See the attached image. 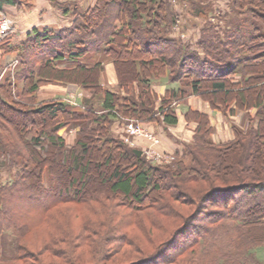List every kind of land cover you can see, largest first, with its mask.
<instances>
[{"label":"trees","instance_id":"1","mask_svg":"<svg viewBox=\"0 0 264 264\" xmlns=\"http://www.w3.org/2000/svg\"><path fill=\"white\" fill-rule=\"evenodd\" d=\"M17 1L0 0V12ZM185 1L195 18L214 17L213 0ZM226 1L222 27L202 25L196 48L167 36L175 20L165 0H94L86 10L74 2L68 28L33 31L13 46L11 32L3 35L0 49L15 52L17 63L0 81V170L13 171L0 183V241L14 231L10 255L0 242V264H60L50 245L40 253L57 260L41 261L20 238L36 227L34 214L43 223L53 219L59 241L67 236L83 250L79 264H264L252 256L253 246H264V0ZM109 2L113 11L100 22ZM105 61L124 95L101 85ZM47 82L76 84L90 96L80 105L39 100L36 91ZM161 83L165 91L157 95L153 87ZM190 96L226 118L244 113L231 139L213 143L210 117L190 108L183 115L196 123L193 142L169 164L136 155L113 134L114 123L127 119L175 125L176 105ZM70 127L78 129L67 145L57 132ZM96 181L107 190L93 188ZM88 202L118 215L123 208L125 230L105 237V223L94 231L85 215L74 229L70 221L80 210L67 205ZM143 216L158 230L154 237ZM254 228L263 238L254 237ZM100 233V240L92 237ZM65 258L78 264L68 251Z\"/></svg>","mask_w":264,"mask_h":264},{"label":"rangeland","instance_id":"2","mask_svg":"<svg viewBox=\"0 0 264 264\" xmlns=\"http://www.w3.org/2000/svg\"><path fill=\"white\" fill-rule=\"evenodd\" d=\"M79 1H81V0H77L76 2L79 4ZM86 1H88V0H84V2H82L83 6L85 5ZM165 1L168 2L169 6H170V9H171V12H172V14L174 16V20H175L174 23L172 24L170 32H169V34L167 36L171 37L172 39H176V40L180 41L182 44L190 45L192 48L193 47H195V48L197 47V41L199 39L200 29H201L200 27L202 25H206V24L209 23V24H212V25L216 24L217 28L218 27L221 28L222 25H223V20H222V17L219 16V14L223 15V13L225 11H227V6H226L227 5V1L226 0H213L211 2L210 6L213 9L214 17H212V18H210L208 20L207 19H205V20L201 19L200 20V19L195 18L193 15H191L189 13L190 12V7H189V4H188L187 1H185V0H165ZM113 7H114V5L112 4V2H109V4H107L105 12L101 16L100 22L105 21V19L107 18V16L109 14L111 15V12L113 11L112 10ZM82 60L84 61V58H82ZM5 75L6 74L5 73L3 74V70L1 68L0 81L2 79H4ZM80 91L85 92V96L86 97L90 96L88 92H86L84 90H80ZM49 99H55V98H46V99H43V100H49ZM74 105H77V104H74ZM79 105H80V103H79ZM198 105H200V108L205 109L204 105L196 103V107H198ZM242 119H243V117H242L241 113H238L236 116L233 115V119H232L233 123L231 121H226V120L225 121L223 120V122H224L225 125L228 124L229 122H231L233 125H239V124H241ZM130 121L134 122L135 120L127 119L125 121H121V124L123 126V128H121V129H123L121 131V133H117V132L115 133L114 132V127H116V125H118V124H116L118 122L114 123V125L112 126L113 134L118 136L122 140L123 136L125 135V126ZM136 122H137L138 125L143 123V122H140V121H135V123ZM120 126L121 125H119V127ZM191 126H193V125H191ZM212 128H213V130H212V133L210 135L211 141L213 143H215V144H218L220 142H224L222 140H224L225 138L222 139L220 137V135L218 136L219 132L215 131V127L214 126H212ZM77 129L78 128H71V127L70 128H62V129L58 130L57 134L64 138L65 143L67 145H72L73 140L75 138V133H76ZM185 129L189 130V131H186V132L190 133V135H186V136L191 137V139H189L188 141H185V142L184 141H182L181 143L179 142L178 143L179 147H177V151H175L173 153H165V152L160 151L162 153L167 154L170 157L167 161H162V162L158 161L157 162L152 157L151 158L147 157V154H145V152H144L146 149H148V150H149V148H153L155 150H157V149H156V146L153 145L152 142L149 139L145 138V137H143L144 138L143 141H145L146 147L143 148V149H142V147H140V149H139L137 147V145H136L137 144V140L136 139H138V136H137L136 139H133L134 146H130V145L126 144V143L125 144L128 145L129 147L133 148V149L140 150L141 151V155H143L146 158V160H148V161H150V162H152V163H154L156 165H166V164H169V163L173 162L174 160H177L178 158H182L181 157L183 155L182 152H184L186 145H189V144H191L193 142L192 138H193V135H194L195 127L194 128H192V127L187 128V125H186ZM230 131H231V129H230ZM191 132H192V134H191ZM225 132H226L225 126L222 125V131H220L221 136L224 137L225 136ZM140 137H142V136H140ZM179 141H181V140H179ZM94 158L95 157H93V159ZM65 164H68V163L65 162ZM58 166L62 167L63 169L65 167V166H63L61 164H59ZM102 170L109 172L110 168L103 167ZM12 173H13V171H10V170H5V169L4 170H0V183L2 181H5L8 177L11 178ZM90 174H92V176H93L94 172L90 170ZM78 175H77V173L74 172L71 177H78ZM103 178H106V177H103ZM97 184H98L97 181L94 182V187L93 188H96V190H98V191L107 190V186L106 185L101 187L99 184L98 185ZM104 201H105V205H106L107 204L106 200H104ZM23 206L24 207L20 211L21 214L26 213L25 211L28 209V205L27 204L26 205L23 204ZM67 206L70 209L77 210L74 213H77L80 210V213L78 214V218L71 219V221H70L71 222V226L74 229L75 228H80L82 226V223H84L83 222L84 219H83L82 215H85L86 217H88L87 220H88V222L91 223V227L93 228V230H94V228L98 229V227H96V225L99 224V222L103 221L105 223V227L109 231L107 234L104 235L105 237L109 236L110 234H113V235L117 234L118 235V234L121 233V231L125 230L124 228H120L121 224H126L125 220L123 219V217L120 216L122 213L123 214L125 213L124 210H122L123 208H121V210H119L120 215H118L113 209L111 211H108V209L102 208V205H98V204L92 203V202H90V203L88 202L83 207L81 205H79V206L76 205L77 207H75V206H73V204H69ZM179 206H180V204L178 205V207ZM193 207L194 206H192V205H187V206L184 205L183 209L184 210L185 209H187V210L188 209L189 210L192 209V211L190 210V213H191V212H193L195 210ZM203 207H204V210H213V208H211L209 205H205ZM83 208H86V209L82 210ZM94 208H96L95 209L96 210V214H94V211H95ZM28 213H30L29 216L34 214V212H28ZM34 215L35 216L31 219V221H35V223H33V225H36V227L34 229L30 230L29 232L24 233V235H21V233H20V238H22L23 241H26V242L31 244L30 246L32 247L33 251L35 253H37V255L40 258V260L41 259L44 260L45 256H48L49 260H57L58 257H56V255H58V256H60V258H58L60 264H66L65 260H67V258H65V252L68 251V252H70V255L72 256V258L74 259V262H77L79 264L80 261H78L76 259V256L78 254H80L83 250L74 249L73 248L74 247V241L70 242V240L67 239L68 238L67 236L61 237L62 239L63 238L65 239V240H63V242L59 241V239H60L59 233L57 234V232L53 230V227L51 225L54 222L53 219H50V220H48V222L43 223L38 215H36V214H34ZM141 215H142V213H141ZM50 218H51V216H50ZM158 218L163 219L162 221L165 222L164 218H161L160 216H158ZM199 220H200V216H198L196 218V220L194 221V224L200 226L201 224L199 223ZM23 221L24 220H22L20 222V224L23 223ZM109 221L111 223L113 222V226H115L116 229L119 228L117 230L118 232L120 231L119 233H116L113 230L114 229L113 227H111V228L109 227V225H108V223H110ZM139 221L141 223L142 222L145 223L147 227H148V225L149 226L153 225V223H152V225H150L149 217H146V216L141 217L139 219ZM146 222H148V223H146ZM122 226L124 227V225H122ZM152 227H153L152 235L154 237V235L156 234V232H158V230H156L154 225ZM254 230L256 231L255 232L256 234L254 236L255 238H258V237L259 238H263L261 235L257 234V233H259V228H254ZM13 232L14 231L11 230V229L6 230L4 232V234L2 235V237H1V241L0 242L2 243V246H3V252L5 254H7V255H10L12 253L11 243L14 240ZM101 234L102 233H100L97 236L94 234V235H92V237L94 239H97V240L99 239L100 240L102 238ZM140 236L138 235V238L135 237L136 241L140 240V242L146 244V242H145L146 241V237H140ZM46 245H50L51 251L56 253V255L50 256L49 253H48L49 251H47V253L45 251V253H43L41 255L40 252L43 251V249L46 248ZM128 249H130V248H128ZM89 250H91L90 247H89ZM62 251H63V253H62ZM85 252L87 253L88 249H85ZM252 252H253L252 256H253L254 260H256V261L257 260L258 261H264V246H257V247L253 246ZM40 256H42V257H40ZM68 262H70V261H68ZM30 263H34V262L31 261ZM83 263H85V262H83ZM67 264H69V263H67ZM251 264H253V263L251 262Z\"/></svg>","mask_w":264,"mask_h":264},{"label":"crops","instance_id":"3","mask_svg":"<svg viewBox=\"0 0 264 264\" xmlns=\"http://www.w3.org/2000/svg\"><path fill=\"white\" fill-rule=\"evenodd\" d=\"M77 0H18L12 4H5L2 6L0 15L6 16L12 22L13 28L9 40L10 45H19L27 40V36L32 34L33 31L43 33L44 31H58L62 28H68L74 18V14L71 11V6ZM84 0L79 1V9L86 10L88 6L92 5L94 0L86 1L85 5H82ZM62 7H66L65 11ZM69 7V9H68ZM83 61V60H82ZM17 63V54L12 51H6L0 49V67L3 70V74L7 73L10 67H14ZM59 67L65 66V63L58 64ZM100 83L103 87L119 92L124 95L123 89L117 86V77L114 66L111 62H103V70L100 77ZM157 95H162L165 91L164 84H157L154 87ZM81 89L72 83L62 84L60 82H47L38 88L36 91L37 97L40 100L46 98H61L65 99L73 104L79 105L81 100L86 97L85 92L80 91ZM196 103L204 105L205 109L200 108V105L196 107ZM177 123L175 125H164L161 121H149L143 122L140 126L143 130L151 133L155 137L158 143L155 145L158 151L165 153H173L177 151L179 147L178 143L182 141H188L191 137L186 131L187 128L196 127L195 122H188L184 118V112L190 108L194 111L207 114L210 117V124L215 127V131L219 132L218 136L227 141L232 137V126H233V115L227 118L222 114L220 110H212L208 102L201 100L196 96H190L185 102L178 103L176 105ZM243 112L236 111L235 116ZM212 116V117H211ZM230 119V120H229ZM223 120L231 121L228 124H224ZM226 123V122H225ZM114 132L121 133L123 126L121 122L116 123ZM119 125H121L119 127ZM193 125V126H191ZM222 125L225 126V136H221ZM231 129V131H230ZM192 134V132H191ZM137 137H134L136 139ZM137 147L145 148L146 143L143 137H138ZM181 140V141H179Z\"/></svg>","mask_w":264,"mask_h":264},{"label":"built area","instance_id":"4","mask_svg":"<svg viewBox=\"0 0 264 264\" xmlns=\"http://www.w3.org/2000/svg\"><path fill=\"white\" fill-rule=\"evenodd\" d=\"M12 22L10 21V19L6 16L0 15V39L3 37V35H5L6 33L12 32ZM145 137L147 139H149L153 145H156L158 143L157 139L155 137H153V135L145 130H143V128L137 124V122L135 123V121H130L129 123L126 124L125 126V135L123 136L122 140L124 143L130 145V146H134V142L133 139L134 137ZM145 154H147V157L149 158H153L154 160L158 161H167L170 157L162 152H158L157 150L153 149V148H149L146 149Z\"/></svg>","mask_w":264,"mask_h":264},{"label":"water","instance_id":"5","mask_svg":"<svg viewBox=\"0 0 264 264\" xmlns=\"http://www.w3.org/2000/svg\"><path fill=\"white\" fill-rule=\"evenodd\" d=\"M133 152H134L136 155H138V156L141 155V151L138 150V149H133Z\"/></svg>","mask_w":264,"mask_h":264}]
</instances>
